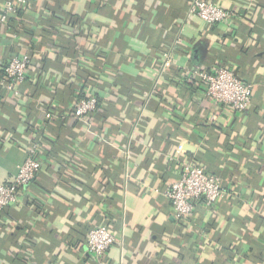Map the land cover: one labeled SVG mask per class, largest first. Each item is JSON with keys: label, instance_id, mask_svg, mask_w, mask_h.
<instances>
[{"label": "crops", "instance_id": "1", "mask_svg": "<svg viewBox=\"0 0 264 264\" xmlns=\"http://www.w3.org/2000/svg\"><path fill=\"white\" fill-rule=\"evenodd\" d=\"M203 1L233 11L230 26L206 25L194 0H27L0 24V76L9 58L31 59L18 95L0 100V184L35 130L57 147L1 213L0 264H264V0ZM214 64L251 84L246 112L186 81ZM91 90L95 117L77 121L73 103ZM187 161L225 195L179 223L165 191ZM102 225L118 242L98 260L85 245Z\"/></svg>", "mask_w": 264, "mask_h": 264}, {"label": "built area", "instance_id": "2", "mask_svg": "<svg viewBox=\"0 0 264 264\" xmlns=\"http://www.w3.org/2000/svg\"><path fill=\"white\" fill-rule=\"evenodd\" d=\"M27 0H6L0 8V24H8L26 7ZM191 13L206 25L228 24L235 13L205 2L194 0ZM31 59L27 54L9 58L1 67L0 92L16 97L17 88L30 72ZM171 64V55L164 59V67ZM186 81L199 80L205 97L218 106L228 107L234 113L246 112L251 104L252 86L240 79L231 67L214 64L210 67L195 68L189 71ZM98 98L94 91H87L75 99L72 107L74 119L86 122L93 117L98 108ZM44 133L35 130L26 147V156L18 167L13 180L0 184V212L17 204L22 192L28 187L41 169V149ZM129 153L125 158L128 159ZM225 195L221 180L207 173L205 168L192 161L182 164L177 181L171 183L165 191L173 217L179 223H186L192 218L197 207L213 208ZM116 236L104 225L91 229L86 238L88 255L102 259L117 243Z\"/></svg>", "mask_w": 264, "mask_h": 264}, {"label": "trees", "instance_id": "3", "mask_svg": "<svg viewBox=\"0 0 264 264\" xmlns=\"http://www.w3.org/2000/svg\"><path fill=\"white\" fill-rule=\"evenodd\" d=\"M18 14H20V11L18 12ZM18 14L15 16L16 18H19ZM14 22H15V20H13V19H9L8 24L11 25V24H13ZM1 75H2V71H1ZM0 77H1V76H0ZM5 96H6V95H5V92H4V91H1V92H0V100H1L2 98H4ZM93 117H95V116L93 115ZM42 141H43V143H45L49 148L52 147V149H51L50 151L47 150L48 148H46V147L43 148V154H44L45 156H47L48 153L51 152V151L53 150V148L56 146V142H53L52 140L48 139L47 137H44ZM55 148H57V147H55ZM44 155L40 154L41 159L44 158ZM206 171H207V173L212 174V173L210 172V170L208 171V169H206ZM212 175H213V174H212ZM35 179H36V177H35ZM35 179H34V180H35ZM34 180H33V181H34ZM33 181H32V182H33ZM222 187H223V189H225V188H224V183H223V182H222ZM1 213H2V212H0V216L2 215ZM24 230H25V228L22 229V231H24ZM24 248H26V247L24 246ZM31 248H32V246H31ZM254 251H255L256 254H258V256L256 257V255H255L254 258H255L256 260L263 261V260H264V250H262V251H260V250H254ZM254 251H251V252H254ZM15 256H16L15 259H16L17 262L22 260V262L24 263L25 259H24V256H23V255H21V254H16ZM35 256H36V259H37V260H40V259H41V256H40L39 254H36ZM245 258H246V257H245ZM247 258H249V257H247ZM25 262H26V261H25Z\"/></svg>", "mask_w": 264, "mask_h": 264}]
</instances>
